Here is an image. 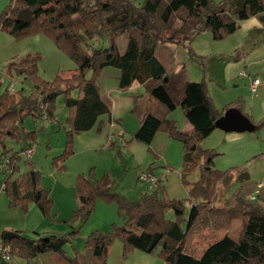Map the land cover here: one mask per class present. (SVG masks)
I'll return each instance as SVG.
<instances>
[{"label": "trees", "instance_id": "obj_1", "mask_svg": "<svg viewBox=\"0 0 264 264\" xmlns=\"http://www.w3.org/2000/svg\"><path fill=\"white\" fill-rule=\"evenodd\" d=\"M254 15L264 23V0H143L140 4L133 0H10L0 11V31L15 40L39 33L48 35L75 68L59 69L51 79H45L39 75L37 55L28 54L6 64L9 84L16 78L21 86L26 82L31 85L28 92L23 87L14 91L9 84L0 91V158L7 156L12 165V171L2 174L0 180L8 207L26 212L33 202L44 217L56 219L32 156L22 159L30 147L13 150L7 143H35L40 126L23 131L26 118L60 123L58 118L64 114L61 124L66 147L52 160V165L61 170L73 153V137L93 128L99 131L101 116H111L96 83L106 67L119 71L118 90L126 92L135 83L144 87L141 95L132 97L135 106L140 96H149L163 106L164 114L159 116L135 112L138 127L130 136L148 151L157 132L180 142V179L187 193L181 198H167L162 178L156 177L151 190L132 201L113 191L114 182L107 172L97 178L91 168L87 175L76 177L77 208L60 220L78 223V228L60 236L37 232L33 238L14 230L17 235L10 239L3 237V231L0 247L7 245L10 255V261L4 264H12L14 259L31 263L43 254H58L66 264H106L114 238L122 242L123 255L134 249L156 253L163 264H264V183L258 186L260 183L248 180L246 172L239 175L232 168L214 169V151L199 146L216 129L215 120L225 110L238 106L228 103L217 109L206 84L188 80L184 64L166 68L156 56L159 45H174L185 47L190 57L197 58L190 47L196 35L210 32L213 39L220 40L233 33L240 20ZM176 20L180 21L178 27L173 25ZM130 29H136L138 36L130 35L120 51L115 40ZM105 37L109 40L106 48H94L89 43ZM59 97L62 106L57 105ZM177 107L191 125V132L180 131L167 117ZM240 111L256 127L264 126V118L253 121ZM114 137H120L125 145L117 140H109V145L121 154L118 148L127 143L121 135ZM21 161L28 167L24 171ZM196 169L199 178L189 183L186 178ZM146 171L153 175L151 167ZM237 180L239 185L230 191ZM225 191L228 194L223 198ZM97 201L115 204L120 222H112L109 232L92 231L84 240L82 253L67 255L65 246L79 236Z\"/></svg>", "mask_w": 264, "mask_h": 264}, {"label": "rangeland", "instance_id": "obj_2", "mask_svg": "<svg viewBox=\"0 0 264 264\" xmlns=\"http://www.w3.org/2000/svg\"><path fill=\"white\" fill-rule=\"evenodd\" d=\"M9 1L10 0H0V11ZM142 1L143 0H133L135 4H140ZM254 16L260 21L258 16ZM249 18L240 20L238 22V28L233 33L220 40L213 39L210 32H202L196 35L192 39L190 47L197 58L190 57L185 47H177L174 45H159L156 48V56L167 66L184 64L188 80L192 82H204L207 87V92L217 109L221 110L228 103H233L238 106L239 111L243 110L247 113L253 121H259L264 118V28H252L251 30H247L242 26V21H246ZM260 23L264 25L261 21ZM173 25L178 27L180 21L176 20ZM130 35L137 37V30L130 29L115 40L120 51L124 49ZM89 43L94 48H106L109 45V40L107 37L103 39L97 38L91 40ZM28 54L33 56L37 55L39 57L38 72L39 75L45 79H51L55 71L59 69L72 70L75 68V64L58 50L48 35L39 33L26 36L20 40H15L12 36L0 31V91L9 84V79L5 74L6 64L14 60L20 61ZM23 64L24 66L26 65L24 62ZM240 73H243L245 76H241ZM253 77L259 80V87H257L255 95L252 94L249 87L250 78ZM21 85L22 84H20L19 80L16 78H13L9 84L14 91L23 87L24 92H28L31 86L29 82L23 83V86ZM140 91L143 93L144 87H141ZM122 95H126L125 92L117 89V92L116 90L109 92V97H105L110 109L113 111V118H119L120 122L124 121V118H120V110L129 107V98H121L120 96ZM144 97L145 98L140 96L137 105L131 107L130 111L134 114L128 112L126 115L125 118L128 126L131 124V121L135 119V112L139 110L141 112L145 104L155 110L153 113L156 115L159 116L161 114L157 111V106L160 108H163V106L149 96ZM147 98L151 99L153 103L149 104ZM57 105H63L61 97L58 98ZM134 106L136 107L135 109ZM175 111L185 120L183 112L179 107H177ZM63 117L64 114H61L58 118L60 123H58V121H44L40 123L34 122L31 118H26L23 124V131H31L40 126L37 131L35 143L31 144L27 141H21L18 144L12 141H8L7 143L8 147L13 150H19L21 147L26 146L32 148V162L34 163L35 169L41 173L40 186L48 190V196L52 201L50 212L57 214L56 219L51 221L49 218L42 215L33 202L28 204L26 212L18 207H13L20 209L24 215H29L30 227H28V229L26 228L27 231H20L24 237L33 238L37 232L52 233L60 236L66 235L72 228H78V223L69 224L61 222L60 220L67 219L72 211L77 208L74 186L76 177L79 174L87 175L91 168L94 169L97 178L107 172L114 182L113 191L120 192L132 201L139 200L142 194L151 190H146V187L138 179L139 173L147 172V168L139 169L140 162H137L136 155L135 157L134 155H130L125 147L118 148L121 153L118 154L117 148L111 147L109 145V139L105 141L104 136L95 137L94 142L87 141L90 137L88 135H92V137L95 135L87 133L102 131L101 125L99 128L101 130L99 131L97 128H93L91 131L75 135L71 143L73 153L65 159L61 170L56 169L52 165V160L54 157L61 155L66 147V136L61 124ZM102 120L106 123L108 121L107 116H102ZM179 128L178 129L181 131V125ZM217 131H219L216 132L219 135L214 134V136L208 138L212 139L211 147H205L207 146L206 142L203 144L200 143L199 145L203 150L212 149L214 151L215 156L213 158L212 167L220 171L232 168L236 171L235 173L239 175L246 172L248 174V180L260 183L258 186H261V184L264 183V126H257L251 132ZM128 134L125 133L123 135V139L127 143L126 145H130L135 141L131 138V134ZM114 135L115 134H112L113 137ZM172 140L174 144L177 143L179 149L177 153L171 154L169 168L171 171H177L180 175L182 168V147L180 142L174 139ZM140 145L143 148L145 147V153L148 154L146 146L143 144ZM24 158L25 156L22 154V159ZM20 165L21 171L28 168L23 165L22 161ZM160 167L161 165L157 164L153 170ZM152 174L155 178L159 177L157 173L152 172ZM2 178V175H0V180ZM135 181L136 185L134 184ZM239 182L240 180L235 181L230 191L237 188ZM119 184L120 188L117 189L116 187ZM163 185L165 186L164 182ZM148 186L150 187L151 185ZM182 186L184 187V194L174 198H181L186 195V187L183 184ZM164 191L167 198H169L165 187ZM226 194H228V192L225 191L223 193V198ZM107 205L115 206V204ZM2 209H9V207L5 193L0 191V210ZM169 216L171 217L172 214L170 213ZM36 221L42 222L39 229L31 227ZM114 221H117V223L120 222V219L116 217V206L112 222ZM96 224L97 219L95 218L92 222L85 224L84 227H82L84 224L80 227L79 236L72 244H68L64 248L67 255L73 256L74 254L82 253L84 240L89 234L86 235L85 232L100 230L94 227ZM31 230L36 231L33 232ZM110 230L111 224L109 230L100 231L109 232ZM92 231H90V233ZM45 255L47 256L46 262L36 260L38 259V257H36L31 263L14 259L12 264L63 263L60 260L63 258L61 256L58 258V254ZM106 264H163V260L158 257L156 253H145L136 249L130 250L127 254L123 255L122 242L114 238L108 248Z\"/></svg>", "mask_w": 264, "mask_h": 264}, {"label": "crops", "instance_id": "obj_3", "mask_svg": "<svg viewBox=\"0 0 264 264\" xmlns=\"http://www.w3.org/2000/svg\"><path fill=\"white\" fill-rule=\"evenodd\" d=\"M163 65L166 68L175 67V64L167 66L163 63ZM118 77H119V71L115 68L106 67V68H103L101 70L100 75L96 80V83L100 89V94L102 95V97L105 100H106L105 97H109V92H112L115 90L117 92ZM250 82H251V78H250ZM141 87H143V86L135 83L131 86V88H129L125 92L126 95L120 96L121 98L122 97H128L129 98V107L128 108L127 107L122 108L119 112L120 118H122V119L124 118L123 119L124 121L120 122L119 118H113V116H112L113 111L111 110V116H110V118H108V121L106 123L102 120V116H101L100 125H101V129H103L102 131L95 132V133H87V134H95V135H93V137H92V135H88V136H90L87 140L88 142H94L95 137H97V136H104V140L108 141L109 137H111L112 134H115L114 136L121 135L123 137V135L125 133H127V134L129 133L128 135H130L137 129V127H138V115L135 113V117H134L135 119L131 121V124L129 126H128V123H127L125 117L128 114V112L130 114L132 113L130 111L131 107L134 105L132 97L134 94H140L141 95V91H140ZM143 98H145V97L143 96ZM147 100L149 101V104L153 103V101L151 99L147 98ZM145 111L154 112L155 110L150 108L149 105L145 104L141 113H143ZM157 111H159L161 113V115L164 114V108H160L159 106H157ZM132 114H134V113H132ZM174 114H175V116H174ZM167 117L176 122L177 128H179V126L181 125V127H182L181 131H183V132H191L192 131L191 125H189L181 116H179V113H177V111L173 110V111L169 112ZM114 120H116V121H114ZM33 121L39 122L36 119H33ZM91 130H89V131H91ZM217 130H220V129H215L208 137H206L201 142L202 144L204 142H206L207 146H205V147H211L212 139H208V138L210 136H214V134H218V133H216V132H219ZM131 131H133V132H131ZM104 140H103V142H104ZM172 141L173 140L170 139L164 132H157L154 136V139L152 140L151 145H150V151L146 150L148 152V154L145 153V147L143 148L140 145V144H142L141 142L134 141L130 145L128 144L125 146V148L130 153V155H134V157L136 155L137 162H140L139 169L151 167L152 172L157 173L158 176L162 178V180L165 184L164 187H165L166 193H167L169 198H174V197L181 196L184 194V187L181 184L179 173L175 170L171 171L169 168V165L171 162V156H172L171 154L177 153V151L179 149V146L177 145V143L174 144L173 143L174 141L173 142ZM103 142H102V144H103ZM143 153H144V155H143ZM157 164L161 165V167L153 170V168L155 166H157ZM198 178H199V171L195 170L194 172L190 173L186 179L189 183H193V182L197 181ZM134 184L136 185V181ZM142 184L146 187V188L144 187L146 190L151 189V186L150 187L148 186L149 184H144V183H142ZM116 188L117 189L120 188V184L117 185ZM114 214H115V206L114 205H107L101 201H97L93 213L91 214L90 218L88 219V221L85 224L92 222V220L96 218L97 224L94 227H97L96 229H100L102 231H107L110 229V224L113 221ZM28 216L29 215H24L22 213V211L18 208H9V209L0 210V235L3 231H7V230H9V231H14V230L27 231L26 228L28 229V227H30V224H31L29 219H28ZM85 224L82 227H84ZM41 225H42L41 221H36V222H34V224L31 227H34V229H39ZM31 231L34 232L36 230H31ZM90 231H92V230H90ZM90 231L85 232L86 235L88 233H90ZM0 249H1V247H0ZM46 258H47V256L45 254H43V255H39L38 259H36V260H42L43 262H46ZM58 258H60L59 255H58ZM53 260H55V259H53ZM60 260L63 262L62 264H66L64 259H60Z\"/></svg>", "mask_w": 264, "mask_h": 264}, {"label": "water", "instance_id": "obj_4", "mask_svg": "<svg viewBox=\"0 0 264 264\" xmlns=\"http://www.w3.org/2000/svg\"><path fill=\"white\" fill-rule=\"evenodd\" d=\"M216 129H220L225 132H251L255 129V125L246 117L242 112L236 108H229L223 112L215 120ZM17 233L14 231H5L3 237L10 239L16 236ZM0 264H4V260H0Z\"/></svg>", "mask_w": 264, "mask_h": 264}, {"label": "built area", "instance_id": "obj_5", "mask_svg": "<svg viewBox=\"0 0 264 264\" xmlns=\"http://www.w3.org/2000/svg\"><path fill=\"white\" fill-rule=\"evenodd\" d=\"M240 74L241 76H245L243 73H240ZM257 81L259 80L256 78H252L250 82L249 87L253 95H255L256 89L257 87H259V84H257ZM109 140L112 142H116L117 140L118 143L120 142L122 146L125 145L120 137H109ZM32 153H33V150L31 148H28L23 152L25 158H30L32 156ZM11 171H12V165H11L10 159L7 156L1 157L0 158V175L2 174L4 175L5 173H9ZM138 179L142 183L149 184V185H152L156 180V178L153 175L148 174V172H140ZM3 187H4V184L0 183V191L3 189ZM251 198H254V197H251ZM8 252H9V247L7 245L1 247L0 249L1 259L7 262L10 261V255Z\"/></svg>", "mask_w": 264, "mask_h": 264}, {"label": "clouds", "instance_id": "obj_6", "mask_svg": "<svg viewBox=\"0 0 264 264\" xmlns=\"http://www.w3.org/2000/svg\"><path fill=\"white\" fill-rule=\"evenodd\" d=\"M242 26L247 30H251L252 28H264V25H262L255 16L250 17L246 21H242ZM257 84H259V81H257Z\"/></svg>", "mask_w": 264, "mask_h": 264}]
</instances>
